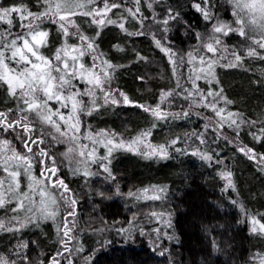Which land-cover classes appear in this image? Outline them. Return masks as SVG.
<instances>
[{
  "label": "trees",
  "instance_id": "trees-1",
  "mask_svg": "<svg viewBox=\"0 0 264 264\" xmlns=\"http://www.w3.org/2000/svg\"><path fill=\"white\" fill-rule=\"evenodd\" d=\"M51 2L54 4L56 0ZM67 3L86 6L63 11L104 9V0H95L94 4H88L87 0H67ZM107 3L119 7L95 17L103 23H94L92 16L80 14L74 15L73 21L107 68L111 87L120 95L123 93V98L127 96L129 103L106 102L101 89L95 86L90 89L91 95L68 87L63 91L64 96L78 91L76 99L83 108L77 113L78 138L72 139L71 134L66 137L79 154L85 153L84 157L100 175L72 168L63 157L66 144L54 145L37 114L20 111L26 107L20 90L13 96L8 84L0 80V112L7 114L8 122L27 116L33 129L30 133L19 127L0 129V141H9L7 149L0 150V180L6 190L11 180L9 173L19 172L20 193L28 192L29 183H34L29 176L43 182L35 186L36 194L31 201H24L23 208L12 211L17 204L13 193L9 194L12 202L0 208V220L14 229L0 230V255L15 264H52L53 259L66 264L67 254L68 258L71 255L72 264H262L264 49L253 43L261 39V31L245 25L247 36L238 31L210 36L213 26L220 21H229L231 26L237 24L241 15L236 0H139V4L136 0H107ZM11 7H20L22 11L0 20V33H11L4 42L21 36L34 44L27 35L30 30L25 29L32 18L20 17L28 12L36 15L46 12L44 0H0V9ZM7 19L12 20L11 26ZM120 23L124 29L119 27ZM31 31L48 34L39 45L38 54L52 61L53 66L62 67V61L55 60L63 39L60 27L45 21ZM156 41L160 42L159 47ZM22 43L17 40L16 46L22 47ZM208 43L213 44L215 52L207 50ZM250 49H255L257 55L249 56ZM9 57L11 52L5 50V63L15 70L11 73L15 75L25 65ZM67 62L71 68L73 61L67 58ZM197 76L200 78L196 79ZM59 104L53 99L47 107L52 113L71 112V107L62 108ZM220 109L223 112L218 116ZM153 110L161 116L154 115ZM229 113L233 114L231 118ZM52 119L60 123L57 115ZM232 120L236 123L232 124ZM63 123L61 129L66 127ZM102 132L107 134L97 135ZM28 136L43 140L39 145H31V153L24 147ZM107 140L113 144L108 145ZM121 141L123 147H114ZM129 145L135 150H130ZM161 145L167 149L166 158L145 155ZM13 149L30 158L32 166L28 173L23 161L8 159ZM41 149L47 156L38 155ZM249 149L257 159L246 154ZM53 167L56 173L51 180L41 176L45 168ZM86 172L89 174L85 175ZM225 172L231 173L234 187L228 186V180L222 177ZM57 180H62L69 191L54 187L52 181ZM41 187L48 194L47 212H55L54 218L45 219L39 210ZM145 188L160 192L150 193L144 200L130 195ZM50 198L56 203L52 204ZM72 199L75 205L70 203ZM73 211L75 215H69ZM152 214L162 215L166 222L157 229L161 237L158 246L147 239L158 228L150 218ZM65 222L71 229L70 240L64 236ZM253 227L258 228L253 231ZM17 241L27 244L21 256L14 254ZM61 241L67 242V251Z\"/></svg>",
  "mask_w": 264,
  "mask_h": 264
},
{
  "label": "snow or ice",
  "instance_id": "snow-or-ice-1",
  "mask_svg": "<svg viewBox=\"0 0 264 264\" xmlns=\"http://www.w3.org/2000/svg\"><path fill=\"white\" fill-rule=\"evenodd\" d=\"M44 3L47 5V11L44 13H40L39 15L33 14L31 12L27 13V16L21 15L20 19L24 20L28 17L32 18V21L27 25V27L30 29V31L27 33L28 36L31 37V40L34 42V44H30L29 40L17 36L16 38L12 39L10 43H5L4 41L7 40L8 36L11 35L10 32H4L0 33V69H3V71H0V80H4L8 86H9V92L11 95L15 96L17 94V89L20 90V94L25 97L24 104L26 107L24 109H21V112H35L39 119L45 123L53 124L56 128L57 132H60L62 136H67L71 134L72 139H77L76 133L80 131L79 128V117L77 115L78 111H82V102L77 100L76 97L80 95V93L72 92L68 96L63 95V91L66 87L70 88L72 87L71 81L72 79H76L79 77L80 79L86 80L88 84H93L96 87H102V80L99 75H97L94 72V69L96 65H93V69H87L84 67L83 64H80L78 67L76 66V61L78 60V57H72V67L69 68V64L67 62V49H58L57 54L55 56L56 61H62V67L60 66H53L52 61L48 60L47 58L41 56L38 54V47L41 45L44 41V38L47 37L46 32H36L33 33L31 31L33 24H35L37 21H41L44 17L48 18H57L55 22H58L60 24V29L63 31L64 35H69L68 27L66 25H72L75 26L74 21L71 19L72 16L80 14L85 16H92L94 23H103V20L97 21L95 19L96 16H100L101 13L104 15L107 14L108 11H111L113 8H118L119 5L113 3L111 6L108 5L107 0H104V9L97 10L93 8L91 11L87 12H81L77 13L75 11H63L66 8L72 7V8H83L86 5L83 3H76L69 5L67 3V0H56V2L53 4L51 0H44ZM88 4H94L95 0H87ZM136 3L139 4V0H136ZM151 7V5H149ZM199 9V5L196 6ZM237 7L240 8L241 12H244L248 16V20L245 21L243 18L237 19L236 23L240 25L238 29H231L227 28L226 25H219L213 26V31L215 33H221L223 32L225 35H227V31H238L241 36H247V33L245 32V25L253 26V30L259 29L262 33L261 39L254 40L253 43L257 44L261 49H264V0H237ZM22 9L20 7H11V8H2L0 9V20H5L7 17H10L12 13H20ZM133 16L136 15V12L139 11V8L136 9V12H133L131 9L128 10ZM205 19H208L207 12L204 13ZM174 18V17H170ZM7 24L11 26L12 20L7 19ZM108 23H116V21L108 20ZM165 24L168 23L167 20L164 21ZM24 27V25H21ZM38 27V24L36 25ZM119 27L121 29H124V24L120 23ZM227 28V31L225 29ZM37 37H40L38 40ZM17 40H22V47H17ZM80 40L88 41V38L85 36H80ZM157 46H160V42L156 41ZM216 44H219L220 41L218 39L215 40ZM87 48L93 49L94 46L91 42H87ZM34 47L37 50H34ZM206 48L209 52H215V48L212 43H208L206 45ZM5 50L11 52V57H9L10 60H16L17 63H23L25 66L23 69L16 73L15 75H12L11 73L14 72V69H9V66L7 63H5ZM31 55V57H34L37 62H33L32 59L29 58V55L25 54V51ZM167 51V49H164ZM73 51H78L79 56L82 57L84 55V52L81 51L78 48H73ZM65 53V57L62 58L61 53ZM249 56H255L257 55V52L255 49H250L248 52ZM17 57L19 59L17 60ZM236 60H240L239 56H236ZM104 63H107L106 61ZM201 63H203V58H201ZM30 65V67H29ZM108 67H111L109 64ZM209 74L211 69V63L208 64ZM203 71V69H202ZM53 72L58 73V76L53 75ZM108 73L105 71L104 76L107 77ZM68 77V78H66ZM200 77L197 76L196 79H199ZM194 83V82H193ZM37 93H42V97L38 96ZM85 95L90 94V90H86L84 93ZM107 95V94H106ZM123 95V93H121ZM191 95V93H189ZM209 95H212V93H209ZM55 99L58 103L61 104L62 108L68 107V102H71V112L69 113L68 117H65L62 113L57 110L55 113H52L48 109V101ZM107 102V101H106ZM113 103H116L115 100L112 101ZM124 102L129 103L127 96H124ZM212 107L215 109V105H212ZM148 111L149 109H145ZM11 111V110H9ZM223 112V109H220L217 111V115L220 116ZM90 114V113H89ZM153 114L157 117L161 116V113L158 111L153 110ZM57 115L59 117V120L64 122L67 125V129L63 132H61L60 124L56 123L52 116ZM187 115V113H185ZM233 114L229 113L228 118H231ZM222 119H224L222 117ZM232 124H235L236 121L232 120ZM231 126V125H230ZM17 127L22 128L24 133H30L33 129L30 125V122L28 121L27 116H21L17 120H13L12 122H8L7 114L4 112H0V129H3L4 131H8L9 129L15 130ZM223 127V125H221ZM97 135H101V133H98ZM142 135H147L146 133ZM89 138H91V135H89ZM176 141H173L172 143H175ZM203 143V141H201ZM40 143H43L42 139H33L31 136H28V138L24 141V147L27 149L29 153L32 152L31 145H39ZM108 145H112L113 141L109 140ZM133 143H136V141H133ZM9 145V141H0V150L7 149V146ZM107 146V145H106ZM124 144L121 141L119 144L114 145V147H123ZM86 147V146H85ZM149 147H151L149 145ZM130 150L131 145H129ZM13 155L12 157H9L8 159H16L18 161H23L26 164L25 167V173H28L31 169V160L28 156L24 155L21 156L19 153H16L13 149ZM72 149H69V152H71ZM109 154L112 151V148L110 147L108 149ZM241 151H244V149H241ZM248 152H251V149L248 150ZM196 154V153H194ZM40 157L47 156V153L44 152L43 149L40 150L38 153ZM81 156H84L85 153L83 151L80 152ZM146 156H153V155H159L161 158H166L168 153L167 149L161 145L158 149L152 148L151 152L146 153ZM203 159H210L208 156H203ZM254 158V157H253ZM103 160H107V157L102 158ZM264 159V157H262ZM6 164L7 161H4ZM43 163V161H41ZM103 166V165H102ZM6 172L8 171L7 167L4 169ZM103 170L105 172H109L110 170L107 166H103ZM56 169L53 168H45L44 171L41 173V176L45 179L51 180V176L55 175ZM89 173H85V175H88ZM9 176L11 178L7 189L4 188V181L0 180V208H3L6 204L11 203L12 200L9 199V194L13 193L15 198L17 200L16 208H13L12 211L16 212L19 209L24 207V201L25 200H32V196L36 194V185H41L43 182L35 180V177L29 176L30 181H34V183H29V191L20 193L19 188V172H10ZM222 177L228 180V186L234 187L232 185L231 180V173L225 172L222 173ZM53 186H59L63 189V191L66 193L69 190L67 189V186L64 185L62 180L52 181ZM144 193H147V189L144 190ZM48 194L43 190L41 187L39 191L40 196V204L41 208L39 209L44 218H54L55 212H47V205L45 201V197ZM102 195V194H101ZM130 195H132L130 193ZM147 198V197H145ZM158 198V197H154ZM51 203L55 204L56 200L54 198H50ZM72 205H75L76 201L72 199L70 201ZM31 211V209H29ZM69 215H75V212L69 213ZM35 216H33V219ZM13 220L16 219V217H12ZM20 227H24V224H20ZM261 230H264V225H260ZM64 236L68 237V239H71V236L69 233L71 232V229L68 227L67 222H65L64 225ZM0 230H7L12 231L13 228L7 227L4 221L0 220ZM121 231H126L125 229H121ZM253 231H256V228H253ZM61 243L65 244V250L67 251L66 247V241H61ZM26 247V245L24 246ZM60 255V253H58ZM0 264H9V261L0 258ZM11 264H15V261H12ZM42 264V262H41ZM52 264H58V262L53 259ZM264 264V262H262Z\"/></svg>",
  "mask_w": 264,
  "mask_h": 264
},
{
  "label": "rangeland",
  "instance_id": "rangeland-1",
  "mask_svg": "<svg viewBox=\"0 0 264 264\" xmlns=\"http://www.w3.org/2000/svg\"><path fill=\"white\" fill-rule=\"evenodd\" d=\"M237 10H239V15H241L240 17L243 18L245 21H247L248 20V16L244 12H241L240 8L237 9ZM56 19L57 18H51L50 19L48 17H44L41 21H37L35 24H33L32 27L36 26L37 24L39 25V24H41V23H43L45 21H50V22H52L55 25H58L60 27V24L58 22H55ZM71 19L73 20V16L71 17ZM29 23L27 25H29ZM221 24L226 25L227 28H232V29H236L237 25H239V24H235L234 26H231V22L229 23V21H220V23L217 26H219ZM27 25L25 26V29H26V31H29L30 29L27 27ZM66 27H68L69 35L65 36L64 33H63L62 44L60 46V49H67L66 58H70L71 59L74 56L78 57V60L76 61V66L77 67L80 64H83L85 68L93 69V65L95 64L96 67L94 69V72L97 75H99L101 80H102V87H98V88H100L101 91L103 92V94L105 96V98H104L105 101H107L109 103H113L112 101L115 100L116 103H113V104H122V103H124L123 96L120 95L114 88L111 87L110 80H109V72H108L107 68L102 64V62H101L99 56L97 55V53L95 52L94 48L93 49H88L87 48V46H86L87 42H90V41L88 40V41H83L82 42L80 40V36L81 35L85 36V35L78 29V27L76 25L75 26L66 25ZM227 28L225 29V31H227ZM216 34H223V32L215 33L214 31H212L210 36L216 35ZM73 48L80 49L81 51L84 52V55L82 57H80L79 56V52L78 51H73ZM61 55H62V58L65 57V53L64 52H62ZM61 65H62V63H61ZM105 71L108 73L107 77L104 76V72ZM71 84H72V87H70L69 89H71V88L73 90H77L78 89V91L80 90L81 92H84V93L86 92V90H90L92 87L95 86L93 84H88L86 82V80L80 79L79 77H77L76 79H72ZM73 86H75V88ZM37 94H41L42 95V93H37ZM89 95H91V94H89ZM59 106L61 107V104H59ZM70 107H71V105H69L67 108H70ZM63 115L65 117H68L69 113H67V112L65 114L63 113ZM41 123L43 125V131L46 132V134H49L51 136V141L53 142L54 145H57V143L59 144L61 142H64L66 144V150H65V152L63 154V157H64L65 161L67 163H69V165H72V168H74L76 171L87 169V171H89L91 174L100 175V172L95 171L96 168L94 167V165L90 164L88 158H86V156L85 157L81 156L77 152L76 147H73L72 146L73 144H70L68 137L62 136L60 134V132H57L56 128H54V126L52 124L45 123L43 121H41ZM60 123H61V121H60ZM63 124H65V123H63ZM62 129H67V125H66L65 128H62ZM101 134H107V133L102 132ZM105 136H108V135H105ZM107 142H108V140H107ZM69 149H72V151L69 152ZM245 152L252 159H257L256 158L257 156H255L253 153H250V152H247V151H245ZM145 189H147V193L146 194L144 193ZM145 189H142L140 191H137V192L133 193L132 197H136L138 200L139 199L140 200H144V199H148V194H150V193L156 194L157 192L158 193L160 192L158 190H154V189H150V188H145ZM59 194H60L63 202H65V197L64 198L62 197V193H59ZM145 197H147V198H145ZM160 216L162 217V215L152 214L151 217H150L151 220L155 224H158V228H156V230L159 229L160 227H163L166 224V222H164V220L161 219ZM159 220H160L161 223L158 222ZM255 228H258V227H255ZM158 233H159L158 230H157V232L153 233L152 238H148V236H147L148 242L151 243L153 246L160 245L161 237L158 235ZM25 245L27 247V244H26L25 241H17V242H15L14 243V254L17 255V256H21L22 254H24L25 250H26V247H24ZM69 256L71 258V255H69ZM66 257H67L66 264H72V262L70 261V258H68V254H67ZM0 258L9 261L8 258L5 257V256L0 255ZM9 264H11V263L9 262ZM75 264H78V263H75Z\"/></svg>",
  "mask_w": 264,
  "mask_h": 264
}]
</instances>
